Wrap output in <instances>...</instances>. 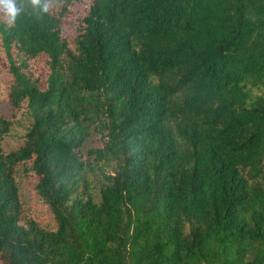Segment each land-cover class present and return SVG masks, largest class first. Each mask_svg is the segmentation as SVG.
Returning <instances> with one entry per match:
<instances>
[{"label": "trees", "instance_id": "16d2710c", "mask_svg": "<svg viewBox=\"0 0 264 264\" xmlns=\"http://www.w3.org/2000/svg\"><path fill=\"white\" fill-rule=\"evenodd\" d=\"M0 95V264H264V0L26 6Z\"/></svg>", "mask_w": 264, "mask_h": 264}, {"label": "rangeland", "instance_id": "374dc122", "mask_svg": "<svg viewBox=\"0 0 264 264\" xmlns=\"http://www.w3.org/2000/svg\"><path fill=\"white\" fill-rule=\"evenodd\" d=\"M88 1V0H87ZM0 103L4 113H9V104L5 101L4 97L0 95ZM29 123V117L25 113L24 109L17 113L15 119V127L12 131L5 137L3 147L6 151L16 149L21 144V136L23 135L27 125ZM84 156L87 159L93 157L92 154L86 152L89 148H100L103 144V136L98 130L96 124H91L89 126V135L84 143ZM93 164V162H92ZM18 181L20 183V190L22 199L27 207H30L32 212L45 224L51 227H55V221L52 217L50 209L43 205L33 189L36 182L35 178L32 176H18Z\"/></svg>", "mask_w": 264, "mask_h": 264}, {"label": "clouds", "instance_id": "9594fccd", "mask_svg": "<svg viewBox=\"0 0 264 264\" xmlns=\"http://www.w3.org/2000/svg\"><path fill=\"white\" fill-rule=\"evenodd\" d=\"M63 0H0V19L4 24L11 28L21 17L25 11L26 6L30 7V10L37 17L41 15H47L54 9H58L62 5Z\"/></svg>", "mask_w": 264, "mask_h": 264}]
</instances>
